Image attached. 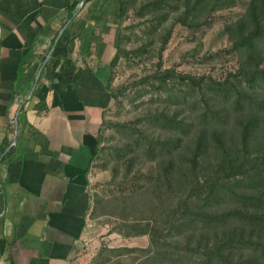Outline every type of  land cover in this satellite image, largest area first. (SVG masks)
<instances>
[{
    "label": "rangeland",
    "instance_id": "1",
    "mask_svg": "<svg viewBox=\"0 0 264 264\" xmlns=\"http://www.w3.org/2000/svg\"><path fill=\"white\" fill-rule=\"evenodd\" d=\"M132 1L117 25L123 35L122 55L112 68L109 82L117 102L113 100L101 126L102 150L91 167V239L76 264H156L150 260L155 250L147 251L149 234L155 231L156 239L169 245L166 250L175 260L187 253L193 264H199L203 250L197 244V231L194 235L169 234L184 209L181 203L185 194L178 182L188 183V194L194 190L199 195L211 184L225 187L217 138L226 155L231 157L239 151L245 156L239 160L245 164L244 171H251L250 159L264 147V91L246 85L241 75L244 60L232 51L226 31L242 17L247 2L204 9L197 20L190 15L183 24L185 0L175 8L153 13L143 11L145 5L156 0ZM260 50L263 68L264 42ZM186 77L212 81L213 87L214 82L233 84L250 107L235 106V97L228 105L205 98L209 109L223 121L202 127L200 118L207 112L205 100L195 88L190 90ZM159 117L168 118L175 126H164L156 120ZM246 127L255 130L246 149H242L241 133ZM203 133L209 148L192 169L190 161ZM161 143L170 144L169 153L157 157L155 152H148ZM166 169V175L175 177L169 190L158 180ZM225 207L227 204H221L213 209L221 211ZM124 248L134 250L111 252ZM194 249L199 254H191ZM236 256L239 259L240 254Z\"/></svg>",
    "mask_w": 264,
    "mask_h": 264
},
{
    "label": "crops",
    "instance_id": "2",
    "mask_svg": "<svg viewBox=\"0 0 264 264\" xmlns=\"http://www.w3.org/2000/svg\"><path fill=\"white\" fill-rule=\"evenodd\" d=\"M117 25V0H0V264H76L89 244Z\"/></svg>",
    "mask_w": 264,
    "mask_h": 264
},
{
    "label": "trees",
    "instance_id": "3",
    "mask_svg": "<svg viewBox=\"0 0 264 264\" xmlns=\"http://www.w3.org/2000/svg\"><path fill=\"white\" fill-rule=\"evenodd\" d=\"M181 1L156 0L145 5L143 13H153L154 11L165 10L171 7L175 8ZM238 1L243 0H185V19L182 22L186 24L185 22H188L190 15L193 20H197L196 18L200 16L204 9L211 11L217 6L230 8L236 6ZM117 2L118 23H121L130 0H117ZM246 2L245 12L242 17L233 25L227 26L226 31L232 40V51L240 55L244 60L241 67V75L246 85L252 88V90L262 89L264 91V67H260L263 59L260 47L264 42V0H246ZM77 4L78 2H75L70 5L68 8L69 12H73ZM117 31L116 51L108 65L107 80V90L115 102H117V97L110 90L109 82L112 68L117 64L122 55L121 40L123 35L119 28H117ZM159 76L164 77L162 75ZM186 78L189 79L188 87L190 90L195 88L205 100L207 112L202 114L200 118L202 127L218 125L219 121H223L209 109L207 99L205 98H209L215 102L224 101V104L228 105L232 97H235V106L242 107L243 105L246 108L250 107V104H246V101L241 97V93L233 84L226 85L214 82L216 86L213 87V85H210L212 81L205 83L204 81H198V79ZM161 83L164 85L166 79H161ZM104 116L97 135V146L91 159L92 162L102 150L100 147V133ZM156 120L162 122L164 126H175V122L170 121L166 117H159ZM254 130L250 131L249 127L242 130L240 140L242 149H246L249 136ZM215 144L220 145L219 165L222 174L227 177H224V180L222 179L226 183L225 187H222L223 184L220 183L218 186L211 184L205 192L199 191V195L194 190L188 194L189 189L186 187L188 183L184 185L183 181H179L178 188L185 194V200L181 203L184 209L181 208L183 211L181 210L180 217L176 218L175 223L169 230V234L185 235L186 233H190L194 235L197 231V244L198 247L202 246L203 250L199 264H264V147L260 149L259 154L250 159L252 160L250 164H253L251 171H244L243 169L247 170L245 164L239 162V160L245 156H241L239 151L235 152L231 157L228 154L226 155L219 138L216 139ZM169 146L170 144H157L153 146V149H149L148 152H152V154L156 153V156L160 157L164 153H169ZM208 148L207 136L203 133L197 140L195 153L190 161V168L197 167L199 159L203 158ZM0 150L2 151L3 148ZM6 155L8 153H4L1 160ZM167 172L168 170L166 169L165 174H161L158 180L164 188L169 190V185L175 180V177L171 178L170 175H166L168 174ZM258 192L262 193L254 195V193ZM189 204L192 207L186 208V205ZM221 204H227V207L221 211L213 209L220 207ZM156 234V231L152 235L149 234L150 249L147 251L155 250L150 260H153L156 264L194 263L190 259V254L187 253H185L186 255H182L178 260H175L173 254H170L169 250H166L169 245L156 239ZM189 245L186 243V246ZM133 250L124 248L113 249L111 252L118 253L121 251L130 253ZM193 251L197 252L194 249L190 250V253L192 254ZM196 254L199 253L197 252ZM236 254H240L239 259Z\"/></svg>",
    "mask_w": 264,
    "mask_h": 264
},
{
    "label": "built area",
    "instance_id": "4",
    "mask_svg": "<svg viewBox=\"0 0 264 264\" xmlns=\"http://www.w3.org/2000/svg\"><path fill=\"white\" fill-rule=\"evenodd\" d=\"M1 30V29H0ZM0 40H1V36H0Z\"/></svg>",
    "mask_w": 264,
    "mask_h": 264
}]
</instances>
